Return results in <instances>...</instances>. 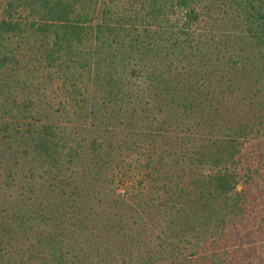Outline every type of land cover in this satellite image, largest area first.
<instances>
[{
    "label": "trees",
    "instance_id": "trees-1",
    "mask_svg": "<svg viewBox=\"0 0 264 264\" xmlns=\"http://www.w3.org/2000/svg\"><path fill=\"white\" fill-rule=\"evenodd\" d=\"M0 264H264V0H0Z\"/></svg>",
    "mask_w": 264,
    "mask_h": 264
},
{
    "label": "rangeland",
    "instance_id": "rangeland-1",
    "mask_svg": "<svg viewBox=\"0 0 264 264\" xmlns=\"http://www.w3.org/2000/svg\"><path fill=\"white\" fill-rule=\"evenodd\" d=\"M99 20V16L96 17L94 22ZM61 84H54L53 89H48L45 93L46 97H43V100L49 102L54 108L67 106L69 110H72L75 105V100H81L82 98L76 94L70 95L64 91L63 88H60ZM41 92V91H40ZM42 95H40L41 97ZM43 103V102H42ZM121 161L119 162L118 169H115V178L117 180L115 191L119 194L127 195L128 193L139 195L140 191H148L151 188L148 185L147 178L144 175V171L140 168L139 164L137 165L135 153L125 154L121 156ZM123 159H127L124 163ZM144 182V185L140 183Z\"/></svg>",
    "mask_w": 264,
    "mask_h": 264
}]
</instances>
